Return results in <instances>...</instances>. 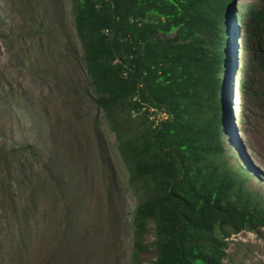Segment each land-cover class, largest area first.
<instances>
[{
	"label": "trees",
	"instance_id": "trees-1",
	"mask_svg": "<svg viewBox=\"0 0 264 264\" xmlns=\"http://www.w3.org/2000/svg\"><path fill=\"white\" fill-rule=\"evenodd\" d=\"M233 1L70 0L92 102L138 198L133 256L152 223V264H225L231 235L264 228V199L236 177L222 125L235 26L244 72L264 79V9Z\"/></svg>",
	"mask_w": 264,
	"mask_h": 264
},
{
	"label": "rangeland",
	"instance_id": "rangeland-1",
	"mask_svg": "<svg viewBox=\"0 0 264 264\" xmlns=\"http://www.w3.org/2000/svg\"><path fill=\"white\" fill-rule=\"evenodd\" d=\"M249 1L264 9L234 0L233 12ZM241 38L235 26L223 140L264 199V79L244 72ZM92 92L70 0H0V264L155 261L152 223L133 256L138 198ZM226 253L225 264H264V228L231 235Z\"/></svg>",
	"mask_w": 264,
	"mask_h": 264
},
{
	"label": "built area",
	"instance_id": "built-area-1",
	"mask_svg": "<svg viewBox=\"0 0 264 264\" xmlns=\"http://www.w3.org/2000/svg\"><path fill=\"white\" fill-rule=\"evenodd\" d=\"M163 117L165 118V116H162V117H160V118H163Z\"/></svg>",
	"mask_w": 264,
	"mask_h": 264
},
{
	"label": "bare ground",
	"instance_id": "bare-ground-1",
	"mask_svg": "<svg viewBox=\"0 0 264 264\" xmlns=\"http://www.w3.org/2000/svg\"><path fill=\"white\" fill-rule=\"evenodd\" d=\"M234 86H232V88H233Z\"/></svg>",
	"mask_w": 264,
	"mask_h": 264
}]
</instances>
